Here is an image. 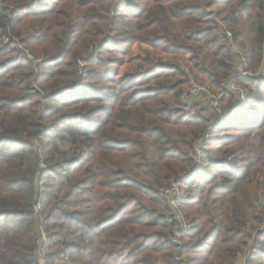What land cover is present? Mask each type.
I'll return each instance as SVG.
<instances>
[{
  "label": "trees",
  "instance_id": "1",
  "mask_svg": "<svg viewBox=\"0 0 264 264\" xmlns=\"http://www.w3.org/2000/svg\"><path fill=\"white\" fill-rule=\"evenodd\" d=\"M242 58L264 68V0H0V264H264Z\"/></svg>",
  "mask_w": 264,
  "mask_h": 264
},
{
  "label": "built area",
  "instance_id": "2",
  "mask_svg": "<svg viewBox=\"0 0 264 264\" xmlns=\"http://www.w3.org/2000/svg\"><path fill=\"white\" fill-rule=\"evenodd\" d=\"M117 1L119 2V0ZM227 35L228 37H231L230 33H228ZM240 55L242 54L240 53ZM234 70H235V76L233 78V81L230 83L228 89L232 91L234 94H236L237 96H239L241 101L244 102L247 99V95L243 87L238 84V81L241 79L250 77V76L257 75V74H262L264 77V68H261L257 70L256 72L248 70L247 62L244 58H242L241 60L239 59V61L235 64ZM202 93H207V96L210 95L208 93V90L204 86L192 81L190 86L186 90H184L182 94V98L184 100H189V98L193 96L198 97ZM159 195L161 196V198L168 200L170 204L174 206L175 201L177 199L178 200L181 199L183 196V193L179 187H177L176 185H172L171 187L160 189ZM177 217H179L180 219L182 229L184 231H189L190 227L186 223L183 222L180 214L177 215ZM168 221L172 222V219H169ZM172 241L173 243L177 244L180 247L183 245L180 234H176Z\"/></svg>",
  "mask_w": 264,
  "mask_h": 264
},
{
  "label": "rangeland",
  "instance_id": "3",
  "mask_svg": "<svg viewBox=\"0 0 264 264\" xmlns=\"http://www.w3.org/2000/svg\"><path fill=\"white\" fill-rule=\"evenodd\" d=\"M197 83V82H196ZM199 83V82H198ZM200 84V83H199ZM205 87V86H204ZM206 88V87H205ZM183 193V192H182Z\"/></svg>",
  "mask_w": 264,
  "mask_h": 264
},
{
  "label": "bare ground",
  "instance_id": "4",
  "mask_svg": "<svg viewBox=\"0 0 264 264\" xmlns=\"http://www.w3.org/2000/svg\"><path fill=\"white\" fill-rule=\"evenodd\" d=\"M187 181V180H186Z\"/></svg>",
  "mask_w": 264,
  "mask_h": 264
}]
</instances>
